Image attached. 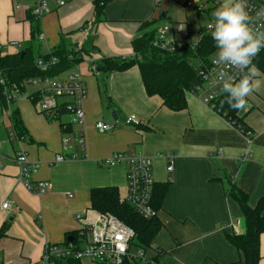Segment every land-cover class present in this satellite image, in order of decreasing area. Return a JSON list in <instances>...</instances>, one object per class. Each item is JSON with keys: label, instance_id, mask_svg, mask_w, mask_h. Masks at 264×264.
I'll return each instance as SVG.
<instances>
[{"label": "crops", "instance_id": "obj_1", "mask_svg": "<svg viewBox=\"0 0 264 264\" xmlns=\"http://www.w3.org/2000/svg\"><path fill=\"white\" fill-rule=\"evenodd\" d=\"M93 1L69 0L58 7L54 0H47L48 11L38 19L44 41L30 44L28 18L35 0H0L2 56H15L31 47V56L36 58L66 44L82 51L79 71L81 63L87 68L82 77L86 88L83 151L72 139L67 151L61 149L62 136L71 138L77 131L69 125V115L41 114L34 101L23 98L10 107L21 122V149L38 165L32 185L47 182L49 188L38 194L17 182L13 161L19 144L8 142L9 131L5 130L6 142L0 145V206L8 201L10 208H0V263L34 264L45 245L74 242L81 227L76 216L96 217L97 212L90 209L92 189L115 187L124 200L125 166L105 167L98 162L127 153L150 159L155 183L168 184L155 213L161 229L144 260L158 252L157 264H242L240 252L228 241V237L245 233L242 211L230 193L235 189L244 193L251 209L264 197V86L246 97V107L236 112L235 121L252 134L250 142L228 119L191 93L186 94L183 109L169 110L159 97L146 96L136 65L110 73L97 66L103 59H132L131 42L145 21L157 20L158 28L170 24L173 30L180 24L195 35L204 32L202 17L211 20L214 10L200 14L168 0L184 11V19L159 25L167 15L159 10V0H114L95 23ZM212 1L220 6L231 2ZM11 42L18 47H11ZM96 73L100 74L97 78ZM258 78L264 80V76ZM128 118L138 125L126 124ZM97 122L112 129L97 133ZM58 154L66 158L56 164ZM70 155L77 159H69ZM167 156L172 161L171 172L166 171ZM259 255L258 264H264V233Z\"/></svg>", "mask_w": 264, "mask_h": 264}, {"label": "built area", "instance_id": "obj_2", "mask_svg": "<svg viewBox=\"0 0 264 264\" xmlns=\"http://www.w3.org/2000/svg\"><path fill=\"white\" fill-rule=\"evenodd\" d=\"M58 7H62L69 0H54ZM174 4L184 8L191 9L197 13H206L220 7V4L212 0H171ZM245 8L249 16V26L253 32H264V0H245ZM48 11L47 0H35L30 15L38 20ZM211 22V20H209ZM80 32L83 30L80 29ZM211 29H204L203 33L192 35L183 29L182 25H177L173 30L170 24H165L160 28H156L155 38L152 47L165 54H174L179 51L196 50L198 42L203 35L210 34ZM87 33V30H84ZM37 41L43 42L44 37L39 35ZM11 47L17 48V43L11 42ZM216 51V50H215ZM215 51L206 61L202 58H196L192 61V69L200 79V85L196 86L192 94L199 101L215 111V102L224 94L222 91L223 83L238 82L244 73L231 66L218 65L213 63ZM264 51L262 48L255 57L256 59ZM76 57L81 55L80 49H73ZM57 59L50 57L47 60H37L35 68L43 73L42 77H30L20 83V87L24 91L25 86L34 88L32 97L36 99V110L45 115H53L65 113L69 115V125L77 129L72 137L63 135L61 139L62 151H67L71 139L76 142V147L83 151L85 149L84 138V101L86 96V88L83 78L81 77L77 65H72L64 72L65 77L59 79L58 76L46 75L49 70L55 67ZM95 70V67H92ZM225 74V78L221 79V73ZM0 87H2L5 106L10 114V107L19 97L20 91L18 85L10 84L4 74L0 72ZM217 113V112H216ZM218 114V113H217ZM220 115V114H219ZM126 124L138 125V122L132 118L126 120ZM66 128V127H63ZM97 133L103 134L110 129L111 125L97 122L94 125ZM240 131L241 128H237ZM241 133V132H240ZM248 142L252 138L249 131L241 133ZM17 141L19 144L18 152L14 158V164L18 169L16 180L27 191L43 194L48 191L47 182H37L32 185V177L37 172L38 165L28 159L27 154L21 149L20 143L22 139H18L14 131L7 134V141ZM1 145V144H0ZM66 157L58 154L54 157V162L61 163ZM168 159L167 172L172 170V161L170 156ZM69 159H77V156L70 155ZM121 164L126 169V197L125 202L133 208V210L142 218L150 219L155 216V212L150 205L151 196L155 181L152 174L151 160L140 155L117 153L110 158L99 161V166L111 167ZM1 168V163H0ZM0 208L9 210L10 203L4 201ZM88 214V213H86ZM85 214V216H86ZM76 221L81 224L77 239L74 242H65L60 245H45L42 249L40 260L34 264H63L66 261L87 260L92 264L109 263L114 261L115 264H121L124 260H144L141 252L129 253L131 240L134 238L133 231L109 214L97 213L94 220L87 217L76 216Z\"/></svg>", "mask_w": 264, "mask_h": 264}, {"label": "trees", "instance_id": "obj_3", "mask_svg": "<svg viewBox=\"0 0 264 264\" xmlns=\"http://www.w3.org/2000/svg\"><path fill=\"white\" fill-rule=\"evenodd\" d=\"M114 0H94V22L102 20L103 9ZM30 23V44H33L39 36L38 20L31 15L28 18ZM157 28V20L145 21L140 26L141 35L136 36L131 47L134 52L132 59L109 58L103 59L97 66L98 70L106 73L127 70L137 66L143 89L148 97L157 96L161 99L162 105L172 111H178L185 106L186 94H192L193 89L200 85V79L193 71L191 65L196 58L208 60L213 52L214 42L210 34L203 35L191 52L179 51L174 54H165L152 47ZM23 57L20 53L15 56H2L0 54V72L4 74L10 84H20L30 77H42L44 74L35 68L37 60H47L50 57L57 59V64L46 75L54 77L67 71L72 65H78L82 59V51L79 57L73 53V49L66 44H61L56 49L36 58L31 56V47L24 48ZM255 66L264 74V51L255 61ZM227 94L221 95L215 102V111L228 119L234 126L241 128L239 132L247 131L236 120L237 110L229 107L226 103ZM32 101H36L32 97ZM0 106L6 108L5 99L0 87ZM59 114V113H58ZM54 115V114H53ZM8 120L18 139H23L20 132V119L18 113L12 110ZM168 184H154L150 205L157 213L161 207L162 200L166 194ZM230 196L238 203L242 211L245 223V233L228 237L229 243L240 252L242 264H258L259 262V240L264 233V197L260 198L256 206L251 209L247 206L246 195L238 189L233 190ZM90 209L100 213L109 214L115 217L122 224L130 228L134 238L130 242L129 253L141 252L143 255L151 248V244L161 229V223L156 215L150 219L139 216L125 200H120L115 187L95 188L90 192ZM2 235V232L0 233ZM159 253L147 261L141 259H125L121 264H157ZM1 264V263H0ZM63 264H79L76 261H66Z\"/></svg>", "mask_w": 264, "mask_h": 264}, {"label": "clouds", "instance_id": "obj_4", "mask_svg": "<svg viewBox=\"0 0 264 264\" xmlns=\"http://www.w3.org/2000/svg\"><path fill=\"white\" fill-rule=\"evenodd\" d=\"M203 27L211 29L210 37L216 49L213 63L231 66L240 70L238 82L223 83L222 91L227 94L226 103L235 110L246 107V97L264 86V76L253 64L256 54L264 48V32H253L249 26V16L245 0H231L211 13V22L204 20ZM225 74L221 73V79Z\"/></svg>", "mask_w": 264, "mask_h": 264}, {"label": "rangeland", "instance_id": "obj_5", "mask_svg": "<svg viewBox=\"0 0 264 264\" xmlns=\"http://www.w3.org/2000/svg\"><path fill=\"white\" fill-rule=\"evenodd\" d=\"M159 2H160V5H159L160 9L159 10L161 12H165V11L167 12V15H166L165 19H162V21H160L161 24H159V25H163L165 22H170L171 20L172 21L173 20L182 21L184 19V11H182L181 8H179V7L174 8L168 0H159ZM203 15H205V14H203ZM204 17L205 16L202 17L203 20H205ZM139 35H141V33ZM42 49H43V46H42L41 50ZM15 51H17V49ZM78 70H79V68H78ZM86 70H87L86 65L81 63V65H80L81 73L79 71L81 77L85 76ZM99 75H100L99 73H96L93 76H95V78H97ZM64 77H65L64 72L61 73L60 75H58L59 79H63ZM18 90L21 93H20L19 97L16 98L14 103L20 98H23L24 100H27L28 102L32 101V95H33V92H34V88L33 87L25 86L24 87V91H23L22 88L20 87V84H18ZM111 117H113V116L111 115ZM9 123L10 122L8 120V110H7V108H5L4 110H1V107H0V144L3 143L5 145V142H6L5 130L9 131V132L13 131V128L11 127V125ZM1 129H2V131H1ZM74 129H76V128H74Z\"/></svg>", "mask_w": 264, "mask_h": 264}, {"label": "water", "instance_id": "obj_6", "mask_svg": "<svg viewBox=\"0 0 264 264\" xmlns=\"http://www.w3.org/2000/svg\"><path fill=\"white\" fill-rule=\"evenodd\" d=\"M161 16H163V13H161ZM20 56H21V58L23 57V51L20 53ZM68 241H71V239H69ZM110 264H115V263H114V261H110Z\"/></svg>", "mask_w": 264, "mask_h": 264}]
</instances>
